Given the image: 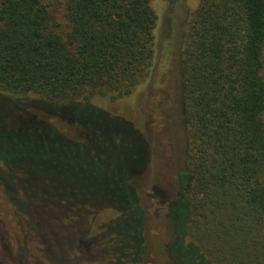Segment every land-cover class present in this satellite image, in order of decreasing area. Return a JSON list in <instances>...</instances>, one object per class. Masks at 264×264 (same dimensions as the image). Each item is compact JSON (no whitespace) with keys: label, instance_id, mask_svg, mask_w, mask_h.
Masks as SVG:
<instances>
[{"label":"trees","instance_id":"obj_1","mask_svg":"<svg viewBox=\"0 0 264 264\" xmlns=\"http://www.w3.org/2000/svg\"><path fill=\"white\" fill-rule=\"evenodd\" d=\"M170 1L181 3L0 0V97L21 110L0 116V194L17 226L0 219V264H138L148 246L172 264H264V0L190 6L177 70L186 165L172 199L152 187L157 214L130 184L147 162L142 133L97 107L86 115L116 132L69 111L127 97L149 77L154 6ZM31 106L74 124L73 136ZM103 210L113 214L93 230Z\"/></svg>","mask_w":264,"mask_h":264},{"label":"rangeland","instance_id":"obj_2","mask_svg":"<svg viewBox=\"0 0 264 264\" xmlns=\"http://www.w3.org/2000/svg\"><path fill=\"white\" fill-rule=\"evenodd\" d=\"M180 2L170 1L163 9L157 5L154 6L160 21L158 22L157 37L154 44V63L150 69L149 77L143 83L137 86L129 96L121 99L113 101L108 97L95 96L91 98L89 104L92 106L90 108L86 104L83 106L75 105L72 108L67 107L70 108L69 111L80 113L81 116L79 117L88 120L86 122L95 126V130L109 133H112L111 131L116 132L115 126L105 124L101 116L89 117L86 115L89 111L91 116L93 107L128 121L142 133L148 147L147 162L141 171L132 176L130 184L137 196L140 207L149 214H157V211L165 206L164 203L159 201V197L155 195L152 187L160 190L165 196L164 200L172 199L179 191L176 174L184 169L186 165V127L181 120L182 112L177 87V70L180 42L192 8L190 6L195 3V0H180ZM1 98L0 116L8 112L14 115L13 121H15V115H18L21 110L12 101L7 103L6 100L2 101ZM34 98L36 96L29 94L23 101H32ZM27 111L45 123L52 125L58 132L67 137L73 136L74 124L65 123L37 106L28 107ZM62 111L66 110L62 109ZM114 122L118 123V120ZM128 140L129 134L122 131L119 141H121L120 148L123 152L127 150L126 141ZM112 214L111 211L107 210L99 211L91 219V228L96 229ZM0 219L9 231L17 229L12 209L2 194H0ZM155 221L148 223L149 233L154 232V225L158 224V220ZM160 250V247L151 250L148 246L143 260L138 264H172Z\"/></svg>","mask_w":264,"mask_h":264}]
</instances>
